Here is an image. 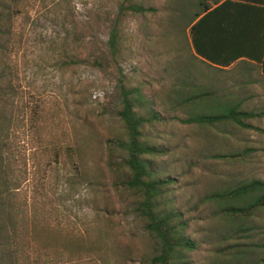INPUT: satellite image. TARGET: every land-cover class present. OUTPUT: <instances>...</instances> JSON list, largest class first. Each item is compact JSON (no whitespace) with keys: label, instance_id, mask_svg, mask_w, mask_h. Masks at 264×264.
<instances>
[{"label":"rangeland","instance_id":"rangeland-1","mask_svg":"<svg viewBox=\"0 0 264 264\" xmlns=\"http://www.w3.org/2000/svg\"><path fill=\"white\" fill-rule=\"evenodd\" d=\"M129 3L155 10L134 12L125 7ZM198 3L0 0V264H153L156 244L135 210L139 197L123 182L126 153L111 142L126 137L118 114L122 83L142 87L165 115L146 126V139L169 149L154 162L156 172L177 179L160 196L168 209L195 207L207 193L264 180V143L240 159L214 156L251 148L250 129L170 118L236 105L232 70L218 71L193 50L188 23ZM188 69L198 87L188 78L184 92L215 94L197 107L172 111L175 83ZM201 208L194 215L204 209V221L191 218L187 229L202 243L190 253L194 264H249L264 257L257 246L230 256L218 252L243 222L210 216L216 203ZM247 224L255 229L241 241L264 243V209ZM91 243L105 247L102 259Z\"/></svg>","mask_w":264,"mask_h":264},{"label":"trees","instance_id":"trees-1","mask_svg":"<svg viewBox=\"0 0 264 264\" xmlns=\"http://www.w3.org/2000/svg\"><path fill=\"white\" fill-rule=\"evenodd\" d=\"M129 1V0H125ZM217 0H199V10L189 18L190 33H193V21L203 12L207 11L211 4ZM125 4V3H124ZM126 8L145 14L148 11L155 10L154 7H147L144 3H129ZM119 44L118 28L115 27L111 31L109 45L110 49L115 52ZM195 46V41H194ZM200 54L198 51H194ZM198 56V55H197ZM182 77V76H181ZM192 86H196L195 81L198 78L193 75L190 69L188 74L182 77V80L175 83L176 100L171 105L170 110L189 109L197 107L207 98L213 96L215 91L192 89L190 93L184 92L189 88L188 78H192ZM178 81V80H177ZM121 108L118 111L119 116L125 125L126 137L116 141L111 139L113 145H118L126 154L123 156L121 165L123 166V182L125 186L134 191L139 200L135 207L136 212L140 215L145 223V229L148 235L156 244V253L151 258L153 264H194L190 253L197 251L200 247L199 243L194 240L187 229L190 226V219H201L204 221V209L201 214L194 213L203 207L206 203H216L219 209L210 216H220L227 222L235 224L239 222L234 233L226 238L234 240L228 242L223 247L217 249L218 252L230 256L241 250H251L253 246L264 247V243L241 241L246 235H250L255 229L254 225H248V220L253 218L260 209H264V180L253 178L249 181L222 188L220 190L207 193L201 198L195 207L188 206L184 209H168V203L160 201L162 194L168 193L171 186L177 182L172 175H161L155 171L154 162L158 156L168 153L169 149L157 146L148 142L146 139V126L155 122H163L166 120L164 113L157 108L155 99L147 95L140 86H129L126 83L121 85ZM171 104V102H170ZM228 110L220 113H195L182 117L179 115H171V119L178 120L186 124L199 125H215V124H235L241 128H250V119L255 116L264 115L263 112H255L240 109V105L228 106ZM249 149H245L242 153H233L230 155L216 154L215 157L230 160L240 159L247 155ZM251 199V201H248ZM202 209V208H201ZM246 223V225H244ZM247 233V234H246ZM228 240V241H229ZM105 247L96 246L94 243L89 245V249L102 259L101 254L105 251ZM80 250V247H78ZM229 258V257H227ZM28 259V264L31 263ZM227 259L226 261H229ZM239 260V264L244 262ZM232 263V259L229 264ZM210 264V263H207ZM249 264H264V257L255 258V261Z\"/></svg>","mask_w":264,"mask_h":264},{"label":"crops","instance_id":"crops-1","mask_svg":"<svg viewBox=\"0 0 264 264\" xmlns=\"http://www.w3.org/2000/svg\"><path fill=\"white\" fill-rule=\"evenodd\" d=\"M191 25L192 47L200 59L220 72L234 73L235 104L242 110L263 112L264 0H217ZM250 124L251 155L261 151L258 142L264 143V115L251 118Z\"/></svg>","mask_w":264,"mask_h":264}]
</instances>
